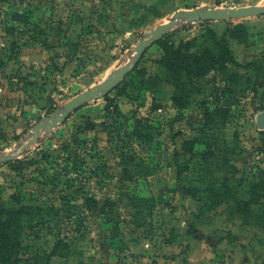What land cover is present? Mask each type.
<instances>
[{
	"label": "rangeland",
	"instance_id": "rangeland-1",
	"mask_svg": "<svg viewBox=\"0 0 264 264\" xmlns=\"http://www.w3.org/2000/svg\"><path fill=\"white\" fill-rule=\"evenodd\" d=\"M263 1L0 0V153L101 82L176 11ZM166 39L184 54L227 45L240 65L257 62L261 72L229 63L189 79L160 64L162 44L149 47L107 100L73 112L20 162L0 164L6 207L17 197L42 207L80 205L83 194L97 201L77 231L64 216L36 218L15 264H264V15L195 22ZM223 144L233 150L229 169L216 157ZM226 182L248 203L246 222L233 200L210 190ZM130 196L154 200L138 213ZM58 239L66 255L47 257Z\"/></svg>",
	"mask_w": 264,
	"mask_h": 264
},
{
	"label": "trees",
	"instance_id": "trees-1",
	"mask_svg": "<svg viewBox=\"0 0 264 264\" xmlns=\"http://www.w3.org/2000/svg\"><path fill=\"white\" fill-rule=\"evenodd\" d=\"M20 16L21 14L18 12L14 14V18H18ZM167 36L168 35L155 43L163 45L162 50L165 54V61L160 62V64L164 68L174 71L176 74H179L180 71H184L189 79L196 74H198L199 76H205L210 69L220 68L223 70L226 68V64L229 63L237 67H242L244 69L253 67L258 75L261 72L259 71L260 68L257 62H250L246 65H240L232 56V53L227 45L216 43L214 44L215 50L208 48L204 53L198 55L190 53L184 54L181 52V49L179 47L177 48L167 42ZM137 67L138 65L134 70H138ZM228 76L232 80L233 84L236 85V80L239 76L238 73L228 74ZM259 79L260 78L258 77L257 82H259ZM260 86H264L263 83ZM228 92H230V88L228 89ZM107 97L108 96L106 95L103 99L107 100ZM176 99L177 96L174 95L173 101L175 105L180 107V102ZM225 112L227 113V111ZM67 148V145L64 146V150H67ZM232 154L233 150L227 144H223L220 147L216 148V157L220 162L221 169H229L230 158ZM45 158L46 160H49L50 155H46L44 159ZM16 162H20L19 159H16ZM181 175L182 169L177 165L176 179L178 186H182ZM237 188L238 184L233 185L229 182H226L222 184L220 188L212 187L210 188V190L215 192L217 198L221 197L220 200H233L236 203L238 213H240L244 217L246 222V220L250 216H252V211L246 201H244L241 197L235 195L237 193ZM181 191L184 194L189 193L185 187H181ZM79 198L81 199L80 205L64 201V205L62 207H42L39 205H27L23 204L18 197L14 199L15 205L11 207H6L0 201V264H15V261L18 257V251L21 247V236L24 229L32 226L36 218H38V221H42L45 214L52 213L54 217L64 216V219L68 223L76 226L74 227V230L77 231L78 229L76 228H78L79 225L82 224L80 222V214L82 210L90 211L94 210V208L97 207V201L94 199V197L86 196L85 194H83ZM150 199L154 200V197H151ZM150 199L141 196L129 197L131 207L138 213H141L142 205ZM110 203L111 202L109 201V199H107L104 203V206L107 207L110 205ZM108 212L109 211H107L106 209L103 211L105 215H107ZM192 232L193 234L196 233V231ZM65 246L66 245L64 244V242L61 239H58L55 242L52 251L47 255V257H64L66 254L62 250L63 248H65Z\"/></svg>",
	"mask_w": 264,
	"mask_h": 264
},
{
	"label": "water",
	"instance_id": "water-1",
	"mask_svg": "<svg viewBox=\"0 0 264 264\" xmlns=\"http://www.w3.org/2000/svg\"><path fill=\"white\" fill-rule=\"evenodd\" d=\"M264 15V1L241 7L205 8L196 7L176 11L169 19L144 34L124 60L109 71L98 84L76 94L51 115L39 118L25 133L23 138L6 152L0 153V164L17 159L37 141L49 136L53 130L62 125L76 110L98 99H103L115 89L128 73L139 64L146 50L170 34L173 30L195 22L227 21L237 18L258 17Z\"/></svg>",
	"mask_w": 264,
	"mask_h": 264
},
{
	"label": "crops",
	"instance_id": "crops-1",
	"mask_svg": "<svg viewBox=\"0 0 264 264\" xmlns=\"http://www.w3.org/2000/svg\"><path fill=\"white\" fill-rule=\"evenodd\" d=\"M139 264H147V263L146 262H143V261H139Z\"/></svg>",
	"mask_w": 264,
	"mask_h": 264
}]
</instances>
